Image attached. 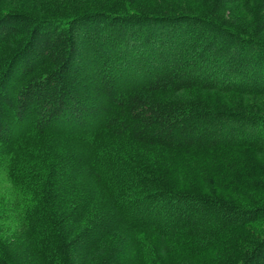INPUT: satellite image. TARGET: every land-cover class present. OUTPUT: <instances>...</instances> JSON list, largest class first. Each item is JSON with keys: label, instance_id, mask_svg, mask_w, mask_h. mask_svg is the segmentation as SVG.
I'll return each mask as SVG.
<instances>
[{"label": "trees", "instance_id": "1", "mask_svg": "<svg viewBox=\"0 0 264 264\" xmlns=\"http://www.w3.org/2000/svg\"><path fill=\"white\" fill-rule=\"evenodd\" d=\"M143 150L246 154L264 193V0H0V264H264V204Z\"/></svg>", "mask_w": 264, "mask_h": 264}, {"label": "rangeland", "instance_id": "2", "mask_svg": "<svg viewBox=\"0 0 264 264\" xmlns=\"http://www.w3.org/2000/svg\"><path fill=\"white\" fill-rule=\"evenodd\" d=\"M139 153L144 160L152 161V163L159 166V170L162 175H165V179L170 180L172 184L179 185L186 192L206 197L222 198L234 205L254 206L261 205V203L264 204V193L262 191L253 194L248 192L249 190L245 191L241 189L236 191L232 185V177L235 176L236 172L238 173V177H244L248 159L256 162L255 158L253 159L246 154H238L241 156L239 157L237 166L233 169L235 172L232 170L229 173L232 176L230 178L224 176L226 168L224 165H221V162H226L229 158L232 159L234 157L232 152L221 151L215 154L209 152L163 153L160 151L143 150ZM256 175V173L253 174V176ZM261 180L259 178L258 181ZM18 197L16 190L7 179L6 173L0 171V212L3 210V215L6 212L9 217L12 215L8 220L4 219L6 223L3 224L8 226L4 231L9 233L16 232L15 230L20 228V222L13 219V216L16 214L13 207L16 203H19ZM6 205L10 206L6 208ZM148 240L152 244L157 243V240L152 236H149Z\"/></svg>", "mask_w": 264, "mask_h": 264}]
</instances>
